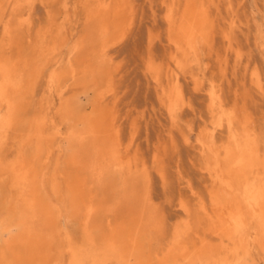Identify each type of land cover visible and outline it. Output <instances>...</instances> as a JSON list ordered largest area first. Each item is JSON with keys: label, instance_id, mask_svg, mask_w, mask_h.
<instances>
[{"label": "rangeland", "instance_id": "rangeland-1", "mask_svg": "<svg viewBox=\"0 0 264 264\" xmlns=\"http://www.w3.org/2000/svg\"><path fill=\"white\" fill-rule=\"evenodd\" d=\"M121 1L123 34H103V54L94 55L87 50L80 54L79 47L87 36V14L95 0H18L16 7L11 0H0L1 55L15 60L33 49L37 38L67 31L71 42L58 57V74L79 61L91 66L100 62L108 75L95 85L89 83L90 74L63 80L54 90L60 92L65 83L60 99L49 91L51 67L44 66L26 114L0 138V212L12 189L8 166L22 153H32L30 139L36 127H42L44 139L54 136L53 146L58 149L65 137L76 132L79 118L109 115L119 156L139 182L154 221L150 230L138 234L140 254L131 264H173L170 249L176 236L191 253L194 244L202 246L201 241L213 246L221 243L213 234L216 157L209 148H218L221 162L225 161L222 148L234 142L246 148L255 145L260 152L264 149V0H193L208 11L211 26L207 40L186 59L185 66L176 64L168 19L171 13L176 19L191 0ZM170 87L177 88L174 107L165 98ZM68 96L79 98L78 110L63 114L60 104ZM62 168L55 169L58 175L66 173ZM117 214L120 217L114 209L107 211L102 224L89 231L69 220L61 236L62 249L70 248L83 264H118L117 254L107 243L111 228L123 222ZM224 246L228 249L220 250V255L229 261L231 242L225 241ZM247 262L264 264V255L254 252ZM8 263L0 240V264Z\"/></svg>", "mask_w": 264, "mask_h": 264}, {"label": "bare ground", "instance_id": "bare-ground-1", "mask_svg": "<svg viewBox=\"0 0 264 264\" xmlns=\"http://www.w3.org/2000/svg\"><path fill=\"white\" fill-rule=\"evenodd\" d=\"M11 1L16 7L18 0ZM204 8L191 0L176 19L174 13L170 14L168 20L172 24L177 65L185 66L186 59L196 54L209 36L211 20ZM124 11L121 0H95L88 10L87 36L79 53L87 50L94 55L103 54V34H123L120 18ZM51 21V25H55L53 19ZM56 32L53 38L52 32L49 37L37 38L33 49L14 58L19 62L0 54V138L12 123L26 114L44 66L51 67L47 82L49 91L60 99L64 96L65 83L60 92L54 90L63 80L86 78V74H90L89 83L93 85L105 80L107 73L100 62L91 66L78 61L74 66L70 64L67 70L63 68L59 75L58 57L71 40L67 31ZM262 47L264 49V34ZM78 71L81 73L77 74ZM110 86L107 92L111 91ZM172 88L165 94L170 107L177 101L173 93L177 88ZM215 94L212 87V102ZM78 105L79 98L72 100V96H68L61 102L59 111L71 114L78 110ZM95 115L94 119L79 118L76 132L65 137L58 149L53 146L55 137L44 139L42 127H36L30 139L32 153H22L8 166L12 189L7 193L5 209L0 212V240L8 264H83L70 248L62 249L61 236L67 222L73 219L89 231L99 227L103 214L111 209L118 212L120 217L117 216L123 221L111 228L107 239L109 247L117 254L118 264H131L140 254L137 236L152 228L153 216L147 211L148 201L141 195L139 182L134 180L126 162L119 156L113 119L109 115ZM209 149L216 157L212 171L217 185L211 190L214 194L211 206L217 218L213 234L221 243L213 246L201 241L202 246L198 248L194 244L191 253L190 247L176 236L170 249L175 260L173 264L182 263L177 259L197 260L202 264H248L247 257L252 253L264 255V149L260 152L255 145L246 148L234 142L222 148L224 162L219 160L218 148ZM59 165L65 174H57L55 169ZM225 241L232 245L233 258L229 261L226 255H220V250L228 249Z\"/></svg>", "mask_w": 264, "mask_h": 264}]
</instances>
